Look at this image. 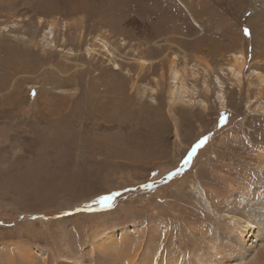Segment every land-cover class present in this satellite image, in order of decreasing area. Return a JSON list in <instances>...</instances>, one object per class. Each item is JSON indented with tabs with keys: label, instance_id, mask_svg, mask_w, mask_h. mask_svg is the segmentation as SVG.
<instances>
[{
	"label": "rangeland",
	"instance_id": "rangeland-1",
	"mask_svg": "<svg viewBox=\"0 0 264 264\" xmlns=\"http://www.w3.org/2000/svg\"><path fill=\"white\" fill-rule=\"evenodd\" d=\"M263 18L264 0H0V264H200L263 176Z\"/></svg>",
	"mask_w": 264,
	"mask_h": 264
},
{
	"label": "bare ground",
	"instance_id": "bare-ground-1",
	"mask_svg": "<svg viewBox=\"0 0 264 264\" xmlns=\"http://www.w3.org/2000/svg\"><path fill=\"white\" fill-rule=\"evenodd\" d=\"M259 15L262 14L257 11L255 16L258 17ZM255 16L252 21L256 18ZM48 35L49 32H44L43 39L49 41L51 36ZM234 57V64L230 67V70L234 76L238 77L241 76L244 59L240 55ZM172 78L175 85L171 88V96L175 100L176 95L181 93L180 98L183 99L190 92L189 88L183 85L177 86L176 83L179 80L177 71H173ZM260 162L264 165V161ZM260 172L263 175L260 181H258V184L256 182L255 186L252 185L254 190L251 192L252 199L249 202L251 204L248 203L249 205L244 208L232 212L231 215L228 214L234 223V229H225L228 234H222L217 238V243L211 246V249L202 251L200 264L202 260L204 264H264V169L262 168ZM235 199L239 201V203L237 202L238 205H243L250 199V196L239 193L235 196Z\"/></svg>",
	"mask_w": 264,
	"mask_h": 264
},
{
	"label": "snow or ice",
	"instance_id": "snow-or-ice-1",
	"mask_svg": "<svg viewBox=\"0 0 264 264\" xmlns=\"http://www.w3.org/2000/svg\"><path fill=\"white\" fill-rule=\"evenodd\" d=\"M244 34L245 35H250V32H249V30L247 29V28H245L244 30ZM201 143H203V141H201ZM200 145H197V147H199ZM193 152H195V149H193ZM107 200H110L111 198L110 197H108V198H106Z\"/></svg>",
	"mask_w": 264,
	"mask_h": 264
}]
</instances>
